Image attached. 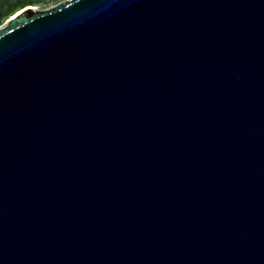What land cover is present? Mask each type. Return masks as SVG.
<instances>
[{
	"label": "water",
	"instance_id": "water-1",
	"mask_svg": "<svg viewBox=\"0 0 264 264\" xmlns=\"http://www.w3.org/2000/svg\"><path fill=\"white\" fill-rule=\"evenodd\" d=\"M0 264H264V0L1 25Z\"/></svg>",
	"mask_w": 264,
	"mask_h": 264
},
{
	"label": "rangeland",
	"instance_id": "rangeland-1",
	"mask_svg": "<svg viewBox=\"0 0 264 264\" xmlns=\"http://www.w3.org/2000/svg\"><path fill=\"white\" fill-rule=\"evenodd\" d=\"M63 0H0V26L6 23L19 9L34 5L36 9L50 8ZM23 8V9H24Z\"/></svg>",
	"mask_w": 264,
	"mask_h": 264
},
{
	"label": "bare ground",
	"instance_id": "bare-ground-1",
	"mask_svg": "<svg viewBox=\"0 0 264 264\" xmlns=\"http://www.w3.org/2000/svg\"><path fill=\"white\" fill-rule=\"evenodd\" d=\"M28 6H31V7H33V8H36L34 5H31V4H29ZM28 6H27V7H28ZM23 8H24V7H23ZM23 8L19 9L16 13L13 14V16H14L15 14H17L18 12H20Z\"/></svg>",
	"mask_w": 264,
	"mask_h": 264
}]
</instances>
